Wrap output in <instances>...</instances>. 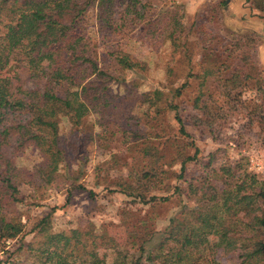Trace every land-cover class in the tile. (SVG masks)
I'll use <instances>...</instances> for the list:
<instances>
[{
    "label": "rangeland",
    "instance_id": "374dc122",
    "mask_svg": "<svg viewBox=\"0 0 264 264\" xmlns=\"http://www.w3.org/2000/svg\"><path fill=\"white\" fill-rule=\"evenodd\" d=\"M145 1L148 21L154 19V28L158 27L147 36L138 25H128L115 35L98 34L92 11L86 16L95 58L109 73L108 98L78 128L55 112L64 151L60 164L48 165L39 149L28 143L17 147L16 138L2 148L18 190L17 201L6 204L2 213L22 225L10 245L15 264L33 263L26 247L39 245L34 227L51 208L53 233L77 232L88 250H97L99 257L107 255V264L112 263L115 248L144 263L168 228L189 220L201 204L207 207L214 190L189 193L191 179L208 176L220 193L221 170L230 167L237 185L241 175L248 174L264 182V20L255 17L259 14L252 6L242 10V0H225L222 18L216 28L209 26L206 44L192 29V34L174 41L169 36L172 16L180 15L187 25L199 23L208 20L212 3L223 0ZM245 32L257 39L247 65L232 48ZM115 50L128 53L143 68L122 70L110 57ZM18 65L10 62L0 76L12 78L16 72L19 79L14 84L31 89L32 81ZM232 75L238 80L224 83ZM170 104L177 106L188 138L179 133ZM13 116L12 120L17 118ZM196 151L197 158L186 163L184 178L178 179L180 162ZM150 152H157L158 159ZM149 170H154V181L138 186L144 182L141 174ZM1 173L2 168L0 177ZM236 190L218 201V208L202 212L204 241L219 243L213 226ZM77 248L79 256L83 249ZM2 250L0 240V258H5ZM234 261L221 248L214 257L215 264Z\"/></svg>",
    "mask_w": 264,
    "mask_h": 264
},
{
    "label": "trees",
    "instance_id": "16d2710c",
    "mask_svg": "<svg viewBox=\"0 0 264 264\" xmlns=\"http://www.w3.org/2000/svg\"><path fill=\"white\" fill-rule=\"evenodd\" d=\"M224 5L225 0L212 3L208 20L194 21L189 25L180 15H170V38L174 41L181 36L185 38L192 29L198 39H205L203 44H206L211 34L209 26L216 28ZM244 5L248 9L254 7L259 14L255 17L264 20V0H242V10ZM145 8V0H0V72L10 62H15L26 70L33 84L31 89L15 85L13 81L19 79L16 72L12 78L0 76V240L2 252L7 255L0 258V264H15L5 241L14 244L22 232L20 221L2 213L6 204L17 201L18 195L14 174L9 171L11 163L2 156V148L16 138L17 147L26 143L35 146L48 165L58 166L64 151L59 142L56 116L67 118L72 127L78 128L91 111L103 108L108 98L109 73L95 58L93 40L87 33L86 16L92 11L98 34L115 35L128 25H138L140 32L147 36L150 32H157L158 27L154 28V19L148 21ZM256 40V36L248 32L236 37L232 48L239 52L240 63L247 65L252 60L250 52L256 46ZM110 57L122 70L143 68L124 51H112ZM43 59H48L46 64L42 63ZM238 78L232 75L224 83H233ZM175 94L179 96L180 91L176 90ZM196 103L201 105L200 100ZM168 106L174 112L179 133L188 138L177 106ZM13 115L17 118L12 120ZM197 154L196 151L193 157L180 162L178 179L184 178L186 163L195 160ZM151 156L158 159L157 152H150ZM153 172L142 173L140 179L144 182L137 185L143 187L154 181ZM221 172L224 187L220 193L216 192L218 187H214L217 182L212 184L208 176L191 179L189 193L197 194L208 187L214 190L206 200L207 207L203 206L205 203L201 204L200 210L196 212L195 209L189 220L182 219L174 228H168L165 237L163 235L150 251L144 263L115 248L111 264H215L214 257L219 248L234 257V264H264V182L248 174L241 175L242 180L237 185L234 169L228 167ZM234 188L238 190L232 202L221 207L222 212L213 226L219 243L212 245L203 240L205 222L202 212L218 208V201H225ZM137 192L141 194L139 189ZM53 212L54 208H51L34 227L40 243L37 247L29 244L26 247L33 259L32 264H107V255L103 253L99 257L97 250H88L87 243L78 239L77 232L69 235L53 233L50 230ZM78 246L83 249L79 256Z\"/></svg>",
    "mask_w": 264,
    "mask_h": 264
},
{
    "label": "built area",
    "instance_id": "2783aa9c",
    "mask_svg": "<svg viewBox=\"0 0 264 264\" xmlns=\"http://www.w3.org/2000/svg\"><path fill=\"white\" fill-rule=\"evenodd\" d=\"M11 244H12V243H11V241H9V240L5 241L6 248H9Z\"/></svg>",
    "mask_w": 264,
    "mask_h": 264
},
{
    "label": "crops",
    "instance_id": "0c3cea01",
    "mask_svg": "<svg viewBox=\"0 0 264 264\" xmlns=\"http://www.w3.org/2000/svg\"><path fill=\"white\" fill-rule=\"evenodd\" d=\"M198 2H201V0H199ZM231 2V1H230ZM240 8H241V6H240ZM194 10H196V9H194ZM240 15V14H239Z\"/></svg>",
    "mask_w": 264,
    "mask_h": 264
},
{
    "label": "water",
    "instance_id": "95a60500",
    "mask_svg": "<svg viewBox=\"0 0 264 264\" xmlns=\"http://www.w3.org/2000/svg\"><path fill=\"white\" fill-rule=\"evenodd\" d=\"M226 2H229V0H226Z\"/></svg>",
    "mask_w": 264,
    "mask_h": 264
}]
</instances>
